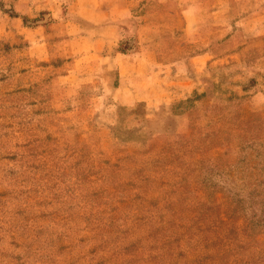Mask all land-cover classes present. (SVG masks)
<instances>
[{
	"label": "rangeland",
	"instance_id": "374dc122",
	"mask_svg": "<svg viewBox=\"0 0 264 264\" xmlns=\"http://www.w3.org/2000/svg\"><path fill=\"white\" fill-rule=\"evenodd\" d=\"M192 2L193 30L150 11L129 72L0 18V264H264V0Z\"/></svg>",
	"mask_w": 264,
	"mask_h": 264
},
{
	"label": "crops",
	"instance_id": "0c3cea01",
	"mask_svg": "<svg viewBox=\"0 0 264 264\" xmlns=\"http://www.w3.org/2000/svg\"><path fill=\"white\" fill-rule=\"evenodd\" d=\"M182 1L185 4L179 11L174 5L168 4L172 0H14L16 13L19 14L10 16L0 6V18L16 25L17 30L10 29L6 33L18 38L22 35V40L27 42L25 48L35 57L44 59V56H49L52 51L50 39L60 37L62 41L57 52L61 51L69 57H85L94 52L97 56L108 58V53L103 54L101 51L109 50L112 57L127 62L124 66H129L126 71L129 72L134 56L139 54L140 59L144 60L142 58L150 51L143 48L142 51L123 53L118 51V44L145 35L150 11L158 9V15L163 17L167 12L162 9L172 6L181 15L184 30L194 29L193 20L198 15L196 4L191 3V0ZM210 12L220 15L228 10L216 6ZM42 13L54 21L45 25L46 20L38 18ZM34 18L36 21L33 23L25 22Z\"/></svg>",
	"mask_w": 264,
	"mask_h": 264
},
{
	"label": "trees",
	"instance_id": "16d2710c",
	"mask_svg": "<svg viewBox=\"0 0 264 264\" xmlns=\"http://www.w3.org/2000/svg\"><path fill=\"white\" fill-rule=\"evenodd\" d=\"M122 44H123V41H121L120 43H119V45H120V47H118V51H120V52H123V53H127L128 51H131V50H133L132 49V47H122ZM189 102H192L193 101V99H189L188 100Z\"/></svg>",
	"mask_w": 264,
	"mask_h": 264
}]
</instances>
